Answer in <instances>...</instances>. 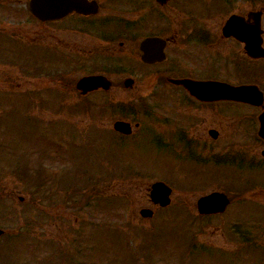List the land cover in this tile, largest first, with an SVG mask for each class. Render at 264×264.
<instances>
[{"label": "rangeland", "instance_id": "rangeland-1", "mask_svg": "<svg viewBox=\"0 0 264 264\" xmlns=\"http://www.w3.org/2000/svg\"><path fill=\"white\" fill-rule=\"evenodd\" d=\"M13 5L12 15L0 21V204L15 206L13 225L20 221V229L29 230L27 247L45 239L42 251L33 250L45 253L43 264H260L231 239L230 208L210 220L200 217L197 201L205 189L217 187L203 174L216 170L207 168L202 150L159 144L149 128L145 137H121L107 131L116 117L99 115L98 95L88 115L79 95H55L54 51L44 47L38 24L26 19L24 0ZM231 10L224 7V13ZM254 11H263L264 29V0H254ZM253 71L264 92V62L255 60ZM261 161L255 160L256 191L249 194L264 205ZM220 169L217 190L232 197L243 187L236 185L238 171ZM156 181L176 190L174 204L162 211L149 197ZM76 190L84 192L86 204ZM33 204L56 215L43 232L22 218ZM184 206L189 210L181 218L171 217ZM143 208L154 216L142 218ZM0 251L6 257L17 253L10 241Z\"/></svg>", "mask_w": 264, "mask_h": 264}, {"label": "flooded vegetation", "instance_id": "flooded-vegetation-1", "mask_svg": "<svg viewBox=\"0 0 264 264\" xmlns=\"http://www.w3.org/2000/svg\"><path fill=\"white\" fill-rule=\"evenodd\" d=\"M15 1L0 0V21L12 15ZM78 2L81 3L78 9L65 15L61 10L56 19L40 20L31 13V0H24L26 19L29 21L31 17L38 24L37 32L42 36L44 47L54 51V82L59 92L55 95H79L81 112L86 115L90 114V105H94L92 97L98 95L101 99L98 102L102 104L97 108L99 115L116 117L110 124L112 129L106 128L107 131L121 137H145L149 128L159 144L166 143L180 151L202 150L207 168L216 170L214 174L206 170L203 174L211 176L217 187L205 189L201 197L222 193L217 190L221 166H229L233 173L238 171L234 174L236 185L243 187L237 188L232 197L226 194L229 205L222 212L200 217L210 220L227 214L230 208L234 218L231 239L241 244L240 250H248L250 257L255 255L264 264V205L257 200L254 203V197L259 196L249 194L256 191L251 187L255 160L261 159L264 164V138L259 134L264 107L219 98L221 94L217 92H194L189 87L199 83L254 84L256 59L247 53L243 42L223 30L233 14L242 16L253 26L254 16H259L255 15L254 1ZM227 6L232 10L224 13ZM258 61L264 62V59ZM74 71L79 72L70 76ZM86 77L102 78L101 85L93 91L78 90V82ZM200 95H209V98ZM118 121L131 124L129 135L114 130ZM258 166L261 167L259 163ZM175 191L172 188L170 205L174 204ZM152 205L160 211L170 206ZM256 205L261 208L254 209ZM26 207L22 218L27 217L25 221L32 227L40 226L42 232L48 223L56 220V215L47 214L41 205ZM14 208V205L0 204V246L10 241L17 250L9 257L0 251V264H43L45 253L35 252L44 249L41 246L45 239L40 245H30L28 241L27 247L24 241L28 240L29 230L20 229V221L13 225ZM185 210L189 209L179 207L171 217L179 219ZM20 241L23 252L16 246ZM34 257L36 262L31 263Z\"/></svg>", "mask_w": 264, "mask_h": 264}, {"label": "water", "instance_id": "water-1", "mask_svg": "<svg viewBox=\"0 0 264 264\" xmlns=\"http://www.w3.org/2000/svg\"><path fill=\"white\" fill-rule=\"evenodd\" d=\"M78 0H32L31 12L38 18L44 20L56 19L60 16L61 10L64 13H68L73 9H78L80 6ZM60 10V11H59ZM243 30L240 31V29ZM225 34L233 35L236 38L242 40L245 43L246 50L249 55L254 58H264V48L262 47V30L260 18L255 17V24L248 26L245 24L242 17L233 15L227 21L224 27ZM101 79L98 77H87L79 81L77 88L83 91H92L97 89L101 85ZM193 90V87H190ZM209 88L211 92H218L219 98L230 99L236 101H245L254 104L255 106H262L264 103V94L256 85H246L234 87L225 83L208 84L204 86ZM209 95H206V97ZM205 98V95H202ZM260 135L264 137V113L260 116ZM115 129L123 133L130 132V126L128 123L117 122ZM151 199L154 203L161 206H167L170 203L169 196L171 189L164 182H155L151 186ZM228 204V199L223 194H212L208 197L201 198L198 201V209L202 214H211L223 210ZM141 215L144 217L152 216V211L143 209Z\"/></svg>", "mask_w": 264, "mask_h": 264}, {"label": "bare ground", "instance_id": "bare-ground-1", "mask_svg": "<svg viewBox=\"0 0 264 264\" xmlns=\"http://www.w3.org/2000/svg\"><path fill=\"white\" fill-rule=\"evenodd\" d=\"M243 30L245 31V29H243V28L240 29V31H242V32H243Z\"/></svg>", "mask_w": 264, "mask_h": 264}]
</instances>
